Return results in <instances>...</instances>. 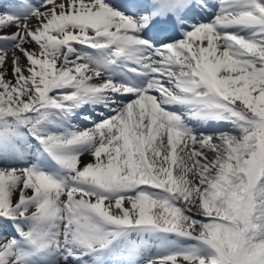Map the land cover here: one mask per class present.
Wrapping results in <instances>:
<instances>
[{
	"label": "snow or ice",
	"instance_id": "obj_1",
	"mask_svg": "<svg viewBox=\"0 0 264 264\" xmlns=\"http://www.w3.org/2000/svg\"><path fill=\"white\" fill-rule=\"evenodd\" d=\"M0 264H264V0H0Z\"/></svg>",
	"mask_w": 264,
	"mask_h": 264
}]
</instances>
